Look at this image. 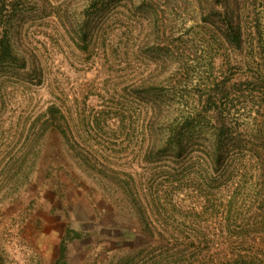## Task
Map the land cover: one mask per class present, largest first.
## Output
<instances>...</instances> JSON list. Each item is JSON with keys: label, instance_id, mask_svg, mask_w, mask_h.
<instances>
[{"label": "rangeland", "instance_id": "374dc122", "mask_svg": "<svg viewBox=\"0 0 264 264\" xmlns=\"http://www.w3.org/2000/svg\"><path fill=\"white\" fill-rule=\"evenodd\" d=\"M0 6L2 31L26 61L0 68V264H58L67 229L81 236L59 264H154L153 255L163 264L173 253L150 234L134 193L167 187L170 171L186 243L221 220L220 201L231 231L264 233V0ZM229 22L241 48L226 39ZM213 95L217 127L230 126L227 164L206 162L203 117L181 159L156 154L172 118ZM52 105L66 115V136L46 115ZM195 245L183 264H199Z\"/></svg>", "mask_w": 264, "mask_h": 264}, {"label": "trees", "instance_id": "16d2710c", "mask_svg": "<svg viewBox=\"0 0 264 264\" xmlns=\"http://www.w3.org/2000/svg\"><path fill=\"white\" fill-rule=\"evenodd\" d=\"M2 14V7L0 6V68L13 67L15 63L21 61V58L14 52L8 35L2 31ZM224 34L228 43L236 48L242 47L244 40L240 26L229 22L225 25ZM21 62L22 65L19 67L25 68L26 61L23 60ZM261 82L264 83V77L261 78ZM214 96L201 109L195 107H187L185 110L181 109L179 115L173 117L169 122L163 141L160 144H156L158 145L156 154L168 152L173 157L181 159L185 149L184 137L186 133H193L198 126H201L199 121H201L200 117H203V120L210 128V144L208 146L211 151L210 159L206 162L212 163L213 166L215 164L225 166L229 155L226 143H224V137L229 135L230 126L226 121H223L217 127L212 113V111L218 109ZM46 115H48L49 121L54 123L57 129L66 136V130L62 126V122H67L66 115L54 105L47 109ZM217 137L221 140V145L218 149L215 148ZM176 175L172 171L168 172L166 181H170V184L167 187L154 192L151 191L149 194L147 190L144 192V190L141 191L139 189L134 193L137 211L144 219L149 221L150 234L155 237L159 236L163 240L161 245L166 249V252L169 253L170 251L173 253L171 257L166 256L164 258L165 262L163 264H183L181 262L183 254L186 255L187 248L195 244L193 254L199 264H264V233L254 231L250 225L240 226L239 229L231 231L228 223V210L224 201H220V206H222L220 208L223 211L221 220L219 221L217 217L213 218L211 227L206 225L202 232L191 233L186 243L182 233L176 229V225L181 222L180 216L183 209V201L178 193V195L173 194L175 187H172L173 182L170 180L175 178ZM130 176L136 179L133 173ZM193 207L195 211L198 210L197 205ZM172 227L175 228L172 229ZM80 236V233L67 229L65 238L60 244L58 264L66 256L68 240L80 238ZM153 256L155 258L154 264H160L159 255Z\"/></svg>", "mask_w": 264, "mask_h": 264}]
</instances>
